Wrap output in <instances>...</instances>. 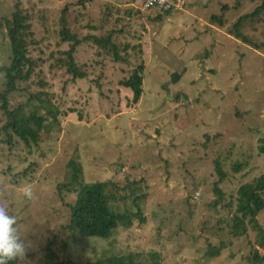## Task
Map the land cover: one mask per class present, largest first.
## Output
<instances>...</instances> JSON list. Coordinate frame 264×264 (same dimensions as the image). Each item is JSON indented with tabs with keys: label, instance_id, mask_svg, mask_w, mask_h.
Listing matches in <instances>:
<instances>
[{
	"label": "rangeland",
	"instance_id": "1",
	"mask_svg": "<svg viewBox=\"0 0 264 264\" xmlns=\"http://www.w3.org/2000/svg\"><path fill=\"white\" fill-rule=\"evenodd\" d=\"M183 1L180 9L162 16L140 9L141 0H0V20L11 17L19 3L32 32L33 77L18 85L10 108L41 91L59 109L57 123L46 118L40 142L29 147L10 131L8 138L0 114V207L17 217L13 228L19 227L31 246L24 264H83L129 253L143 264L151 253L158 254L161 264H250L246 257L253 248L264 253L253 224L246 220V233L235 237L229 220L238 188L264 175V153L259 151L264 134V16L240 24L239 33L249 41L243 42L235 36L234 24L259 3L239 0L232 9L235 0ZM224 5L229 9L219 25L211 16L221 15ZM63 12L68 29L79 38L110 36L121 60L115 61L106 49L99 55L88 39L74 55L87 76L72 80L60 65L59 52L68 48L58 33ZM10 56L4 27L0 68L8 66ZM96 56L101 60L97 65ZM138 66L144 69L143 93L133 106L120 82ZM174 73L181 75L172 82ZM4 83L0 73V90ZM70 161L80 169L77 182L117 185L109 200L118 213L132 209L131 191L124 187L135 181V194L146 193V221L132 220L130 228L118 227L107 240H81L61 248L60 242L68 240L69 206L78 190L77 184H69ZM215 162L221 163L222 181ZM235 164L242 169L235 171ZM215 186L224 200L213 207ZM124 195L128 198L122 202ZM230 199L231 208H225ZM256 221L264 234V211ZM52 239L59 259L46 257L45 263V247ZM220 244L225 247L219 255L210 256Z\"/></svg>",
	"mask_w": 264,
	"mask_h": 264
},
{
	"label": "trees",
	"instance_id": "2",
	"mask_svg": "<svg viewBox=\"0 0 264 264\" xmlns=\"http://www.w3.org/2000/svg\"><path fill=\"white\" fill-rule=\"evenodd\" d=\"M141 0L140 5H142ZM237 5L233 6L235 9L239 6V0ZM252 3L257 2L258 7L253 12L238 19L234 24L235 36L240 38L243 42H247V38L239 33L240 24L248 18H254L255 16H264V0H250ZM84 4V2H81ZM19 3L16 5V11L11 17L2 18L0 20V30L5 27L7 37L10 45V62L8 66H2L0 73L3 74L5 83L4 90H0V114L3 115L5 122L3 123L1 130L6 133L10 138L9 131L13 133L21 142L27 147L31 144L38 145L40 142L39 132L42 129V125L45 123L46 118L52 119L57 123V117L59 116L58 106L51 104L50 97L47 93L37 91L30 93L24 104H19L16 108L11 109L9 99L12 94L18 92L19 86L26 84L33 77L34 62L29 56L28 38L32 36L30 19L27 14L19 8ZM85 7V5H84ZM83 7V8H84ZM141 9V8H140ZM156 12H162L168 16L177 9H171L167 11L150 8ZM149 9V10H150ZM229 9V6L224 5L221 9V15H213L211 19L217 22L219 25L223 23V13ZM69 11V9L67 10ZM67 12L61 14L59 23V38L63 45L68 46L66 51H61L59 54L63 57L60 60V65L66 68V72L71 76L72 80H83L86 78L85 69L77 66L75 63V53L81 46L88 40L92 39L96 45L97 53L100 55L103 50L113 54L115 61L121 60L117 52L116 45L112 42L110 36L105 38L88 36L79 38L75 32H71L66 25ZM156 19H161V15ZM118 21V19H116ZM68 22V21H67ZM120 31V30H119ZM119 31H116L117 33ZM112 33H115L113 30ZM95 37V38H94ZM249 42V41H248ZM98 60L94 61V64L101 62L100 56H96ZM181 73H174L171 76L172 82L178 81ZM144 78V69L142 66L135 68L130 73L127 79L120 82L121 86L130 92V100L128 104L136 105L142 96V80ZM19 85V86H18ZM38 85H45L42 82H38ZM66 116L65 112L62 113ZM261 146L259 147L260 153H264V134L260 139ZM70 169V181L69 184H77L78 190L76 191V197L74 204L69 206V218L66 225V229L69 232L68 240L60 242L61 248L69 246L70 243L76 244L81 240L88 239H100L107 240L111 237L112 233L118 228L128 229L132 226V220H138L140 223H144L145 217L143 216L142 201L146 197L144 194H135L136 182H127L124 189H130L131 210L126 209L124 213H118L110 207L109 195L110 192L116 193L118 191L117 185L109 181L95 182L91 184H82L77 182L80 169L78 165L70 161L67 164ZM242 167L239 164H235V171H240ZM215 173L220 181L224 179L225 174L221 171V163L215 162ZM139 183V182H138ZM70 186H63V189H67ZM214 193L217 197L216 201L211 202L209 205L216 207L224 200V194L218 187H214ZM237 197L235 198V211L231 217H229L232 223L231 229L235 237L241 236L246 233L245 221L249 224H253L258 229L259 246L264 250V234L263 229L258 225L256 217L264 211V175L258 176L254 181L241 185L237 190ZM127 196L120 197L122 202L127 201ZM233 202L230 199L224 204L225 208H231ZM129 208V209H130ZM55 239H52L46 244L44 256L45 263L46 257L52 259L53 257L59 259L58 250L53 249ZM225 245L220 244L214 247L209 253L210 256H218L221 249ZM150 261L148 264H161L158 254L151 253ZM54 258V259H55ZM62 259L63 256H62ZM66 260V259H65ZM246 260L250 264H264V253L260 254L257 249L253 248L250 256L246 257ZM64 263L62 260L61 264ZM9 264H17V261H10ZM81 264V263H72ZM83 264H143L138 260V255L129 253L125 255H113L105 259H97L93 262L86 261Z\"/></svg>",
	"mask_w": 264,
	"mask_h": 264
},
{
	"label": "clouds",
	"instance_id": "3",
	"mask_svg": "<svg viewBox=\"0 0 264 264\" xmlns=\"http://www.w3.org/2000/svg\"><path fill=\"white\" fill-rule=\"evenodd\" d=\"M25 195L31 199L33 193L31 189L25 191ZM18 219L15 216L6 214V208L0 207V264H9L10 261H18L24 264L27 259V252L30 244L21 237Z\"/></svg>",
	"mask_w": 264,
	"mask_h": 264
},
{
	"label": "built area",
	"instance_id": "4",
	"mask_svg": "<svg viewBox=\"0 0 264 264\" xmlns=\"http://www.w3.org/2000/svg\"><path fill=\"white\" fill-rule=\"evenodd\" d=\"M183 0H144L141 5L142 10L155 8L162 11L180 9L184 4Z\"/></svg>",
	"mask_w": 264,
	"mask_h": 264
}]
</instances>
